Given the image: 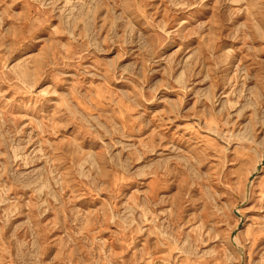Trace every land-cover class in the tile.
I'll return each mask as SVG.
<instances>
[{"label":"rangeland","instance_id":"374dc122","mask_svg":"<svg viewBox=\"0 0 264 264\" xmlns=\"http://www.w3.org/2000/svg\"><path fill=\"white\" fill-rule=\"evenodd\" d=\"M152 263L264 264V0H0V264Z\"/></svg>","mask_w":264,"mask_h":264},{"label":"bare ground","instance_id":"6f19581e","mask_svg":"<svg viewBox=\"0 0 264 264\" xmlns=\"http://www.w3.org/2000/svg\"><path fill=\"white\" fill-rule=\"evenodd\" d=\"M156 262L158 263V261L156 260ZM156 262H154V263H156ZM153 264V263H152Z\"/></svg>","mask_w":264,"mask_h":264}]
</instances>
